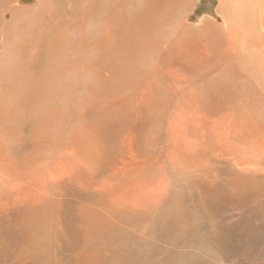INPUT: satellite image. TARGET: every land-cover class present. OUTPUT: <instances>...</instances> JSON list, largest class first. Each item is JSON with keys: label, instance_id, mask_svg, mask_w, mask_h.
Here are the masks:
<instances>
[{"label": "rangeland", "instance_id": "1", "mask_svg": "<svg viewBox=\"0 0 264 264\" xmlns=\"http://www.w3.org/2000/svg\"><path fill=\"white\" fill-rule=\"evenodd\" d=\"M9 3L0 264H264V0Z\"/></svg>", "mask_w": 264, "mask_h": 264}, {"label": "bare ground", "instance_id": "2", "mask_svg": "<svg viewBox=\"0 0 264 264\" xmlns=\"http://www.w3.org/2000/svg\"><path fill=\"white\" fill-rule=\"evenodd\" d=\"M1 1H3V3H4V4H3V7H4V5H6L5 3H7V6H13V4L10 5V3H9L11 0H0V14L2 13V11H5V12H6V10H4L5 8H3V7L1 6V5H2ZM12 1H13V0H12ZM84 1H85V0H84ZM114 1H115V0H114ZM42 2H43V1H42ZM70 2H71V1H70ZM86 2H87V1H86ZM92 2H93V1H92ZM158 2H159V1H158ZM11 3H12V2H11ZM154 4H155V3H154ZM232 4H233V3H232ZM7 6H6V7H7ZM42 6H43V5H42ZM42 6H40L39 9H40ZM235 6H236V5H235ZM227 7H228V6H227ZM240 7H241V6H240ZM10 8H12V7H10ZM13 8H14V7H13ZM13 8H12V9H13ZM23 8H24V7H23ZM154 8H155V7H154ZM231 8H232V6H231ZM234 8H235V7H234ZM236 8H237V7H236ZM7 9H8V7H7ZM25 9H26V8H25ZM27 9H28V7H27ZM33 9H35V8H33ZM36 9H37V8H36ZM36 9L34 10V12H36ZM227 9H228V8H227ZM227 9H226V11H227ZM16 10H17V9H16ZM37 10H38V9H37ZM237 10H238V9H237ZM25 12H27V11H25ZM34 12H32V13L35 14ZM12 13H13V12H12ZM14 13H15V11H14ZM33 14H32V15H33ZM135 14H136V13H135ZM11 15H12V14H11ZM138 15H139V14H138ZM14 16H16V15H14ZM16 17H17V16H16ZM29 17H30V16H29ZM14 20H15V19H14ZM6 22H7V23H10V24H12V23H16V22H13V21L11 22V20H9V19H8V21H4V22H3V21H0L1 24L6 23ZM19 22H20V21H19ZM149 30H150V29H149ZM149 34H150V32H149ZM74 54H75V53H74ZM56 73H58V72H56Z\"/></svg>", "mask_w": 264, "mask_h": 264}]
</instances>
